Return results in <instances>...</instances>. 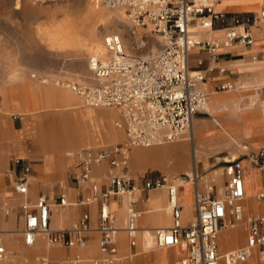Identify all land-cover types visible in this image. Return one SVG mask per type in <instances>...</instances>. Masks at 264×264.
Masks as SVG:
<instances>
[{
    "label": "built area",
    "instance_id": "2783aa9c",
    "mask_svg": "<svg viewBox=\"0 0 264 264\" xmlns=\"http://www.w3.org/2000/svg\"><path fill=\"white\" fill-rule=\"evenodd\" d=\"M94 1L107 8L121 10L126 15L129 22L127 35L136 51L150 46L149 37L158 43L153 53L144 56L131 54L122 49V37L109 34L105 37L108 57L103 59L99 55H90L87 58L91 82L65 83L87 106L113 107L121 113V122L116 126L124 129L125 142L99 150H77L73 167L74 190L77 194L74 204H98V248L103 254V261L112 263L116 254L117 228L108 207L109 198H128L124 229L131 238V244H134L139 216L132 205L135 193L164 188L171 225L154 229L150 233L151 244L156 247L186 245L188 257L175 264H246L250 260L253 264H264V215L245 218L243 207L246 197L245 169L247 167L264 172V148H251L241 143L242 155L222 162L226 181L220 194L214 189V179L202 192L197 187L199 178L196 175L173 178L165 174L156 177L142 175L139 176L141 185H138L126 173L130 148L173 143L185 135L191 139L193 118L197 113L205 111L210 94L200 88L203 72L189 69L190 50L196 46L205 49L213 61L219 48L252 45L253 29L264 23V3L258 12L233 17L231 24L223 28L221 37L200 40L195 32L212 30L214 18L219 17L214 8L220 0ZM139 28L147 30L141 33ZM261 61L264 62V47L261 50ZM230 87L229 84H223L216 90ZM243 160L246 164H243ZM13 162L19 167L13 190L26 194L31 167L20 158L13 159ZM103 162L108 164L109 169L107 183L101 187L91 181V177L93 166ZM187 180L195 187L193 220L183 224L177 187ZM255 198L264 201V182ZM71 204L64 195L50 200L39 196L33 204L22 202L20 209L24 220L22 234L25 243L32 244L37 235L41 234L48 243L59 242L66 246L84 244V233L89 230L87 212H83L70 228L52 230L49 227L51 208H64ZM11 211L9 206L3 209L5 214ZM237 224H241L246 232L244 244L235 249H221L217 240L218 232ZM6 259L7 252L0 243V261ZM78 262V258L72 260V264ZM40 264L50 263L43 258Z\"/></svg>",
    "mask_w": 264,
    "mask_h": 264
},
{
    "label": "crops",
    "instance_id": "0c3cea01",
    "mask_svg": "<svg viewBox=\"0 0 264 264\" xmlns=\"http://www.w3.org/2000/svg\"><path fill=\"white\" fill-rule=\"evenodd\" d=\"M262 3L264 0H220L214 8L219 17L214 18L212 30H197L195 36L200 40L219 38L223 35V28L231 24L233 17L258 12ZM253 34L252 45L219 48L213 61L207 50L196 46L189 52L188 66L191 71H201L204 74L200 88L210 94L209 101H211L206 110L208 114L217 116L216 119L221 121L219 115L224 110L231 113L233 107L244 109L239 120L248 121L250 128L247 125L240 128L238 125L241 138L246 140L251 148H264V125L262 122L264 116V62L261 61V50L264 47V23L254 28ZM4 76L0 74V80ZM89 76L91 80V75ZM13 81H16V84H10ZM223 84H229L231 87L226 90H216ZM31 85L34 84L29 83L28 80H16L14 75L5 86L0 82V96L3 98L1 103L0 97V243L7 252V259L0 261V264H40V260L43 258L47 259L50 264H72V260L76 258L79 259L77 264H175L188 257L189 250L184 244L164 247H156L151 244L149 235L154 229L168 228L171 225V216L166 209V191L164 188H160L135 193V201L132 205L139 216L137 218L138 230L133 238L134 244H131V238L124 229L127 205L124 204L123 196L109 198L108 207L114 216V224L117 228L115 234L116 254L112 263L103 261V254L98 248L100 237V232L97 230L98 204H74L77 198V194L73 192V167L76 161V152L74 151L79 146L95 147L105 140H118L121 136L120 130L124 131L122 127L115 126L119 116L115 110L85 107L78 98L69 97L68 99V95L66 98H62L60 94H53L46 98L43 94L34 93ZM28 90L31 91L29 94ZM225 97L230 100L226 106L222 104ZM71 102L73 103L71 104ZM46 103L47 105H45ZM248 103L249 105L255 103V105L247 109ZM37 110L46 112L37 115ZM206 111L199 112L194 116L191 139L185 135L178 140L180 142L172 145L152 149H134L132 151L133 159L147 155L141 160L135 161L133 163L135 167L154 168L159 175L164 174L163 172L166 174L177 173L179 177L196 175L199 178L197 187L202 192L206 190L207 184L214 179V189L219 191L226 181L223 168L222 166L218 167L221 172L217 175L211 174L212 176L210 175L212 171L206 174L205 171L198 172L202 169L199 166L198 142L201 148L200 141L202 138L205 139L210 144V147L204 148L206 151L222 155L234 149L232 141L234 139L227 138L222 130L212 125L202 126L206 122L211 123L201 114L207 113ZM237 117L233 118L235 122ZM17 118L20 120L17 121ZM215 125L217 124L215 123ZM186 140L188 142H185ZM108 146L110 145L86 148L99 150ZM131 149L129 150L131 151ZM193 153L195 154L193 155ZM241 155L242 152L239 156L234 153L232 157L223 154L226 161ZM15 158L22 159L31 167L26 194H19L13 190V182L19 173V167L13 162ZM243 164H246L245 160H243ZM108 169L109 166L106 162L94 165L92 168L91 178L99 179L101 187L107 183ZM67 170H70V174L65 179L61 178L64 171ZM187 170H191V172L186 173ZM208 175L211 176L210 180ZM156 176L158 175L150 177ZM201 181L205 183L203 189L200 188ZM180 182L179 184H181ZM263 182L264 172L246 167L244 185L248 198L246 196L243 200L245 218L264 215V201L255 198V194L260 191ZM137 184L141 185V182ZM194 193L195 187L191 181H183L177 187L178 202L184 219L182 220L183 224L193 220ZM61 195H64L72 204L64 208L52 207L49 215V227L52 230L70 228L83 212H87L89 230L84 233V244L66 246L59 242L48 243L41 234L32 244H26L22 234L24 220L20 204L24 201L33 204L39 196H45L50 200ZM5 206L12 208L9 214L3 212ZM243 231L245 232L244 229L242 233H244ZM237 245L226 249H235L234 247Z\"/></svg>",
    "mask_w": 264,
    "mask_h": 264
},
{
    "label": "rangeland",
    "instance_id": "374dc122",
    "mask_svg": "<svg viewBox=\"0 0 264 264\" xmlns=\"http://www.w3.org/2000/svg\"><path fill=\"white\" fill-rule=\"evenodd\" d=\"M87 1L88 0H55V1L45 0L38 2L36 0H0V74L5 75L4 78L7 80V83L9 80H11V77H13V75H16V73H18L20 70L24 71L20 73L21 75L25 74L24 80H28L29 83L34 85L35 84L42 86L52 85L55 87L57 86L60 88H64V86H61L62 83L65 84L66 82L69 81H77V82L85 81V79L82 77L81 62L79 60L74 59L75 48L73 49L72 47L68 46L65 48H61L59 51L58 48H53L48 44L45 33L47 31H53L56 28H61V29L65 28L71 31L72 33H74L75 35H79L80 37H83L84 32L81 31L80 21L82 19V16L85 14ZM99 6L101 8H107L100 4ZM107 9L110 11L118 10L113 8H107ZM127 26L128 24L125 25L122 36L124 35L128 36ZM148 39H149V45L155 44L156 47H158V43L155 39L150 37ZM129 44H131L130 41ZM70 48H72L73 50L72 49L70 50ZM149 48L150 46H147L144 49L136 51L133 47L132 49L131 47H129L127 48L129 51V52L127 51V53H131V54L139 53L140 55H147ZM90 55L92 54L87 55L86 58H88ZM57 57H65V58H57ZM86 63H87V59H86ZM34 66H37L42 70H39L38 68L32 69L31 67ZM33 74L37 76L35 77L36 82L32 78V76H34ZM42 78L45 79V81H41ZM88 81H90V79ZM57 82H59L60 85H56ZM11 83L16 84V81L10 82V84ZM31 86L34 91L33 85ZM29 92L31 91L28 90V94ZM74 96L77 97L80 101L82 100L76 94H74ZM0 97L2 103L3 98L2 96ZM229 101H230L229 98L225 97L222 100V104L226 106V104H228ZM249 103H250V98H249ZM249 103L247 109L254 107L255 103L253 105H249ZM90 108H94V107H90ZM101 108L115 110L119 116V119L117 121L121 122V113L117 108H113V107H101ZM243 110L244 109H239V107L231 108V113L225 112L224 110L221 113V115H219L221 121L216 119L217 116L212 114L210 115V113L208 114L207 111H206L207 113L205 112L201 113L204 117L208 119V121L211 122V123L206 122L202 126L205 127L207 125H212L217 129L222 130V133L226 135L227 138H230L231 140L232 138L234 139L232 140L234 149L231 150L229 153L227 152L223 153L224 155H228L229 157H232L234 153H236L239 156L242 152L240 149V144L241 143L248 144L246 140L241 138L239 134L240 131L238 129L239 127L238 125H240V128L246 125L249 127L248 121H245L244 119L239 120ZM45 112H46L45 110H37L36 114L42 115ZM234 116H238L236 122L233 120ZM213 118H215L214 120L217 125H215ZM16 120L19 121L20 119L17 118ZM262 122L264 125V116L262 118ZM120 131H121V136L118 140H109V141L105 140L102 144L95 147L79 146L75 148L74 152H76L78 149L86 148V147L99 148L102 146L123 143L125 142V134L122 129ZM178 142L180 141L163 144V145L132 148L131 151L129 150L128 153V161L126 165L127 175L131 176L136 183L141 182L139 176L159 175V173L157 174L154 168L141 169L135 167V164L133 163L135 161L141 160L143 157L147 155L142 156L141 158L138 159H133L132 151L134 149L137 148L152 149L160 146L172 145ZM185 142L188 141L186 140ZM200 144L202 145L203 148L199 147V142H198V150L200 156L199 166H201L202 169L198 172L202 173V171H205L204 173L206 174L212 171L210 175L219 174L221 172V169L218 167L222 165L223 161H226L224 160L225 156H223V154L217 155L215 154V152L206 151L204 148L210 147V144L203 138L200 141ZM194 154L195 153H193V155ZM194 160H195V156H194ZM188 171L191 172V170H187L186 173H188ZM163 173L169 176L170 178H173L172 176L179 177L177 173H173V174H166V172ZM69 174H70V170L64 171L61 178L65 179V177L68 176ZM211 176L208 175L209 180ZM91 181L96 182L98 184H100L101 182L99 179H96L95 177L91 178ZM204 184L205 183H203V181L200 182L201 189L204 188L203 187ZM73 192L74 194H76L75 190H73ZM123 201L126 206L128 203V198L123 196ZM240 227L242 228V226ZM226 232H228V230L222 231L221 234ZM244 241H245V232H244V240L234 248L240 247L242 244H244ZM224 250H228V249H224Z\"/></svg>",
    "mask_w": 264,
    "mask_h": 264
},
{
    "label": "bare ground",
    "instance_id": "6f19581e",
    "mask_svg": "<svg viewBox=\"0 0 264 264\" xmlns=\"http://www.w3.org/2000/svg\"><path fill=\"white\" fill-rule=\"evenodd\" d=\"M80 22H81L80 23L81 31L84 32L83 37H80L79 35H75L74 33H72L71 31H69L65 28L64 29L56 28L53 31H47L45 33V36H46V40H47L48 44L50 46H52L53 48H58L59 51L61 48H65L68 46L72 47L73 49L75 48L74 49V51H75V53H74L75 58L74 59L79 60L81 62L82 77L85 79V81H88L90 79V76H89L90 73H89V70H88L87 64H86V59H87L86 57L89 54L99 55L103 59L108 57L107 56V48L105 46V37L106 36H108L109 34L119 35L120 37H122V40H123V43H122L123 48L122 49L125 52L128 51L127 48H129V47H131V49H132L131 44H129V37L126 35L122 36V34L124 32V27L127 24L129 25V22L127 20L126 15L121 10L110 11L107 8H101L99 6V4L95 3L94 0H88L87 1L85 14L82 16V19ZM127 28H128V26H127ZM146 30L147 29L139 28V32H141V33L145 32ZM72 48H70V50ZM156 49H157V47L155 44L150 45L148 53L149 54L153 53L156 51ZM55 50H57V49H55ZM53 54H55V53H53ZM72 57H73V54H72ZM21 72H24V71L20 70L18 73H16V75H14L16 80H22L25 78L24 77L25 74L21 75L20 74ZM33 75H35V74H33ZM32 78L36 82L35 77L32 76ZM41 81H45V79H43ZM0 82L2 85L5 86V84L7 83V80L3 77L0 80ZM90 82H91V80H90ZM56 85H60L59 82H57ZM61 86H64V88H60L57 86L55 87L52 85L42 86V85L35 84V85H33V88H34V93L43 94L46 98H49L53 94H55V95L60 94V96L62 98H64V97L66 98L67 97L66 95H68V99H69V97L77 99V97L74 96L75 93L72 92L66 84H62ZM71 101H72V99H71ZM74 102L76 103V101H74ZM209 102L206 104V106L204 108L205 111L208 108ZM72 103L73 102H71V104ZM82 103L85 107H90V106H87L84 102H82ZM45 105H47V103ZM44 107H46V106H44ZM94 108H101V107H94ZM117 120L115 122V126L118 123ZM220 193H221V188L219 189V194ZM246 198H248V196ZM245 202H246V200H245ZM187 215H188V213H187ZM181 219L184 220L183 219V213H182ZM240 226H241V224H237L233 227H227V228L222 229L218 232L217 240L219 242L221 249L224 250L228 247L235 246L242 241L244 233H242V228ZM233 228H235V229H233ZM224 230H228V232L221 234V232ZM219 234H220V237H219ZM37 237H38V235H37ZM149 238L151 241V234L149 235ZM249 263L253 264V261L250 260L246 264H249Z\"/></svg>",
    "mask_w": 264,
    "mask_h": 264
}]
</instances>
